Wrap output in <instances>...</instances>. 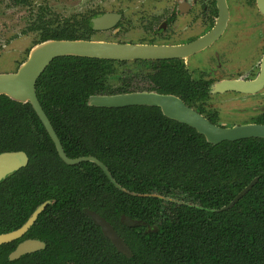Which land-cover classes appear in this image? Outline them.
Segmentation results:
<instances>
[{"label": "trees", "instance_id": "16d2710c", "mask_svg": "<svg viewBox=\"0 0 264 264\" xmlns=\"http://www.w3.org/2000/svg\"><path fill=\"white\" fill-rule=\"evenodd\" d=\"M69 19L52 38H84L74 27L77 17ZM84 20L78 26L86 29ZM149 66V90L193 106L197 87L176 61L60 56L36 82L66 155L96 157L124 190L92 162L65 164L30 103L0 95V152L28 156L25 166L0 181V233L19 228L50 201L20 238L41 240L44 248L11 259L18 240L1 244L0 264H264V139L210 144L156 106L87 105L92 95L117 92L107 81L123 67L144 75ZM254 176L248 192L221 210ZM84 209L113 226L130 257L115 249ZM121 214L140 223L128 226Z\"/></svg>", "mask_w": 264, "mask_h": 264}, {"label": "flooded vegetation", "instance_id": "af4514ba", "mask_svg": "<svg viewBox=\"0 0 264 264\" xmlns=\"http://www.w3.org/2000/svg\"><path fill=\"white\" fill-rule=\"evenodd\" d=\"M14 4H18V6H25L28 4V2L27 0H14ZM166 4L165 19L157 24L155 29H150L148 24H143V32L147 34L145 35V37H140V39L138 38V36L135 37V35H133L132 38H127L130 34L123 35V30L124 28H126V26L124 22L125 14L122 10L104 11L101 9L93 8L88 10L87 12L82 13L81 15L71 16L77 17L78 20L74 24V27L81 30V35L84 37L76 39L127 44L183 46L199 40L201 37L211 32L215 27L220 25V15L219 8L217 6V0H167ZM225 4L227 7V18L221 26L220 33L214 40L210 42V44L202 47L194 53L189 54L186 57H173L159 60L176 61L182 66L184 70H186L189 80L195 83L197 87V92L193 97V106L187 105L179 96H176L179 97L187 106L193 108L204 117H206L213 124L224 127L245 124L264 125V85L253 93H243L230 89H225L224 91H212L215 84L222 81L241 80L251 82L255 80L261 73L264 60V15L260 12L256 0H225ZM233 8L237 10H243L245 14L233 15ZM45 11V5L43 7L39 6L34 10L32 9L30 15L33 17V22L29 24L28 27H25V30L23 31H25L24 33H35L36 37L34 39V43L28 48L25 57L22 58V60L18 64L16 63L17 66L15 71L27 59L30 51L36 45L47 40H60L57 38H52L51 35L53 34V32H55L56 29L62 27L63 23L68 18H70L69 20L71 22L73 20L71 19V17H67L56 20L54 22L53 20H48L46 18L47 14L45 13ZM247 12L248 15H246ZM101 15H108L111 24L108 27L104 28H94L92 19ZM82 17H84V19L86 17L89 19L88 28L86 27V29H83L82 26H78L83 21H85L84 19H81ZM37 24L41 25L42 28H35ZM106 32H110L109 34L111 36L107 37L106 35L102 34ZM45 33L48 34V37L42 39V36ZM130 39H136L137 42H129ZM208 53L211 54V57H208L207 61L201 60L198 57L199 62H195L199 66V68L197 66V71L194 72L190 70L189 61L192 56L196 54L206 55ZM233 54L238 55L233 56ZM134 60L155 61L153 59ZM244 65L248 66V71H236L238 68ZM150 70L151 67L149 66V68L145 69L144 72L142 71L144 75H140L141 73L127 74L129 69L123 67L121 72H117V74L119 75L111 77L107 81V83L111 87L113 86L114 91H117L115 94L151 91L149 89H152L151 86H153V84L145 75ZM41 74L36 79V82ZM248 160H250L249 154ZM252 178H258V176H254ZM25 233L21 237L13 240H18L16 246L21 241L27 239H35H20L25 235ZM36 240L40 241L43 244L42 248L36 250L39 251L44 248L45 243L41 240ZM64 264L79 263L66 262Z\"/></svg>", "mask_w": 264, "mask_h": 264}, {"label": "water", "instance_id": "95a60500", "mask_svg": "<svg viewBox=\"0 0 264 264\" xmlns=\"http://www.w3.org/2000/svg\"><path fill=\"white\" fill-rule=\"evenodd\" d=\"M260 12L264 15V0H256ZM219 8V24L211 32L199 40L183 46H165L149 44H127L116 42L91 41L83 39H60L47 40L36 45L29 53L27 59L12 73H0V94H5L17 102H29L37 114L49 137L54 143L60 159L68 165L78 164L82 161H89L96 164L108 180L117 188L124 190L112 177L106 165L94 156H80L70 158L66 155L61 142L56 135L47 115L43 111L36 93L35 82L49 62L57 56L73 55L113 60H134V59H168L186 57L202 47L210 44L221 31V26L227 18V7L225 0H217ZM108 15H101L92 19L94 28L108 27L111 22ZM264 85V60L259 76L251 81L229 80L222 81L213 87L212 91L236 90L243 93H253ZM87 105L96 107H125L134 105H146L158 107L162 114L170 119L184 123L202 134L210 144H218L222 141H234L249 137L264 138V125H235L224 127L215 125L202 114L187 106L179 97L172 94H161L154 91H139L115 95H93L87 100ZM28 156L23 150L0 152V181L7 175L25 166ZM258 178H253L234 198L221 210L233 206L248 190L256 183ZM148 195V194H145ZM155 195V194H150ZM50 201L38 205L29 218L19 228L0 233V245L11 242L21 237L34 223L38 215ZM84 214L100 227L102 234L112 243L115 249L127 257L131 251L123 238L116 232L113 226L100 214L92 209H84ZM120 220L128 226L140 223L124 214ZM149 228V227H148ZM43 247V244L36 239L21 241L10 253L11 259L19 258L21 255L36 251Z\"/></svg>", "mask_w": 264, "mask_h": 264}, {"label": "rangeland", "instance_id": "374dc122", "mask_svg": "<svg viewBox=\"0 0 264 264\" xmlns=\"http://www.w3.org/2000/svg\"><path fill=\"white\" fill-rule=\"evenodd\" d=\"M27 2L25 6H18L14 4V0H0V73L14 72L17 64L25 57L28 48L34 43L36 34L24 33L23 30L33 22V17L30 15L32 9L39 6L45 5L46 18L54 22L81 15L93 8L104 11L122 10L125 14L126 26L123 35L130 34L127 38L135 35L140 39L147 34L143 32L142 25L148 24L150 29H155L157 24L165 19L167 5V0H27ZM232 14L245 13L243 10L233 8ZM109 33L102 34L109 37L111 36ZM129 42L136 43L137 40L130 39ZM237 55L233 54V56ZM198 57L207 61L211 54H196L191 57L189 65L190 70L194 72L197 71L198 65L195 62H199ZM236 71H248V66L244 65Z\"/></svg>", "mask_w": 264, "mask_h": 264}]
</instances>
